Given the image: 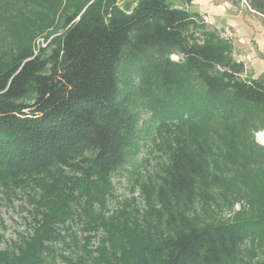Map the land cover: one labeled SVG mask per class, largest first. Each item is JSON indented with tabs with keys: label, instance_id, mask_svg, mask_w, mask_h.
Wrapping results in <instances>:
<instances>
[{
	"label": "trees",
	"instance_id": "trees-1",
	"mask_svg": "<svg viewBox=\"0 0 264 264\" xmlns=\"http://www.w3.org/2000/svg\"><path fill=\"white\" fill-rule=\"evenodd\" d=\"M244 4L264 16V0ZM57 14L62 32L38 52L15 43ZM219 30L170 0H0V188L34 207L31 232L0 249V264H226L264 232V78ZM140 106L166 143L158 198L219 211L224 194L253 219L166 224L153 241L109 214Z\"/></svg>",
	"mask_w": 264,
	"mask_h": 264
},
{
	"label": "rangeland",
	"instance_id": "rangeland-1",
	"mask_svg": "<svg viewBox=\"0 0 264 264\" xmlns=\"http://www.w3.org/2000/svg\"><path fill=\"white\" fill-rule=\"evenodd\" d=\"M170 1L177 7L187 8L188 5L183 4L181 0ZM227 1L231 2V0ZM242 1L244 0H238L236 6L240 7ZM133 2L135 0H116L119 6ZM242 7L244 8V2ZM222 20L239 24L243 21V17L241 14H226ZM43 21L41 28L35 30L28 28L24 34L22 31H17L19 39L15 40V43L21 42V45L23 42H28L36 53L62 32L59 14L53 20L49 15L45 16ZM207 21L209 22L208 19ZM217 24L220 25V21ZM138 112L140 113L139 133L136 134L137 137L131 145L125 164L110 176L111 197H107L106 200L109 214L118 212L121 224L124 220L128 221L129 227L138 222L140 227L147 230V239L153 241L164 238L166 224L172 229H185L190 226H207L216 221L253 219L254 210L247 202L237 200L231 206L232 199L224 194V200L220 199L219 211L214 205H211L210 209L201 203H188L182 197L158 198L157 189L160 186L166 143L154 137V128L157 124L151 119V111L140 106ZM257 141L264 146V143L258 140V136ZM142 186H146L145 192L142 191ZM33 209V203L24 190L8 191L0 188V249L2 251L17 243L20 236L26 237L31 232ZM226 264H264V232L255 236L253 240L246 239L234 260Z\"/></svg>",
	"mask_w": 264,
	"mask_h": 264
},
{
	"label": "crops",
	"instance_id": "crops-1",
	"mask_svg": "<svg viewBox=\"0 0 264 264\" xmlns=\"http://www.w3.org/2000/svg\"><path fill=\"white\" fill-rule=\"evenodd\" d=\"M242 2L237 7L227 0H193L186 9L204 14L218 29L231 27L234 32L231 42L233 56L244 63L246 71L255 77L264 78V16L254 13L245 4L243 8ZM226 14H241L243 21L238 24L222 20ZM219 21L220 25L217 24Z\"/></svg>",
	"mask_w": 264,
	"mask_h": 264
},
{
	"label": "built area",
	"instance_id": "built-area-1",
	"mask_svg": "<svg viewBox=\"0 0 264 264\" xmlns=\"http://www.w3.org/2000/svg\"><path fill=\"white\" fill-rule=\"evenodd\" d=\"M219 36L229 42H232L234 39V32L231 27L226 26L219 30Z\"/></svg>",
	"mask_w": 264,
	"mask_h": 264
},
{
	"label": "clouds",
	"instance_id": "clouds-1",
	"mask_svg": "<svg viewBox=\"0 0 264 264\" xmlns=\"http://www.w3.org/2000/svg\"><path fill=\"white\" fill-rule=\"evenodd\" d=\"M169 58L172 59V60L179 59V57L176 56L175 54H172ZM257 136H258L259 139L264 140V132L258 133Z\"/></svg>",
	"mask_w": 264,
	"mask_h": 264
}]
</instances>
